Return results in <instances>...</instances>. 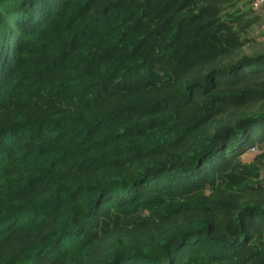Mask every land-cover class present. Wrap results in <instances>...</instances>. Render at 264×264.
Returning <instances> with one entry per match:
<instances>
[{"label": "trees", "instance_id": "obj_1", "mask_svg": "<svg viewBox=\"0 0 264 264\" xmlns=\"http://www.w3.org/2000/svg\"><path fill=\"white\" fill-rule=\"evenodd\" d=\"M260 22L250 0H0V264H264Z\"/></svg>", "mask_w": 264, "mask_h": 264}, {"label": "rangeland", "instance_id": "obj_2", "mask_svg": "<svg viewBox=\"0 0 264 264\" xmlns=\"http://www.w3.org/2000/svg\"><path fill=\"white\" fill-rule=\"evenodd\" d=\"M251 41L248 43V45L243 47L242 53L246 54H255L258 52L264 51V31L261 30V28L257 27L256 30H254L253 35L250 36ZM264 151V150H263ZM257 152H247L244 155V161L250 162L255 158V154Z\"/></svg>", "mask_w": 264, "mask_h": 264}, {"label": "built area", "instance_id": "obj_3", "mask_svg": "<svg viewBox=\"0 0 264 264\" xmlns=\"http://www.w3.org/2000/svg\"><path fill=\"white\" fill-rule=\"evenodd\" d=\"M250 6L257 13L261 18L260 28L264 31V0H250ZM258 147L253 146L251 147L248 152H258Z\"/></svg>", "mask_w": 264, "mask_h": 264}, {"label": "clouds", "instance_id": "obj_4", "mask_svg": "<svg viewBox=\"0 0 264 264\" xmlns=\"http://www.w3.org/2000/svg\"><path fill=\"white\" fill-rule=\"evenodd\" d=\"M248 152V151H247Z\"/></svg>", "mask_w": 264, "mask_h": 264}]
</instances>
